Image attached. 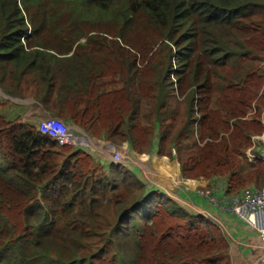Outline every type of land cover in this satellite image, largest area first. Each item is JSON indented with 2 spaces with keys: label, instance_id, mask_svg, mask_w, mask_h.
Listing matches in <instances>:
<instances>
[{
  "label": "trees",
  "instance_id": "trees-1",
  "mask_svg": "<svg viewBox=\"0 0 264 264\" xmlns=\"http://www.w3.org/2000/svg\"><path fill=\"white\" fill-rule=\"evenodd\" d=\"M26 82L48 113L140 157L159 136L158 167L176 160L194 187L225 178L239 194L264 181L253 150L264 136V0H0V87L16 96ZM58 147L0 115V264H78L77 223L102 235L90 220L119 187L94 179L80 151L59 166ZM122 178L133 199L127 209L115 196L120 254L102 264H231L215 225ZM62 214H73L68 237L53 234Z\"/></svg>",
  "mask_w": 264,
  "mask_h": 264
},
{
  "label": "crops",
  "instance_id": "crops-1",
  "mask_svg": "<svg viewBox=\"0 0 264 264\" xmlns=\"http://www.w3.org/2000/svg\"><path fill=\"white\" fill-rule=\"evenodd\" d=\"M33 101L34 103H30V105H35L43 113H39V116L36 117H33V114L36 113L32 115L25 113L23 117H28V121L25 120L24 123L34 125L38 131H43L56 141L64 140L68 143L66 145L88 155L105 171H109L115 166L126 170L129 178L137 179L142 183L146 195L159 193L188 214L201 216L208 223L215 225L228 243L231 264H264V243L253 228L235 216L220 212L195 191H186L188 183L183 179L176 160H174L172 168L161 169L158 167L159 136L155 138L149 154L140 157L135 154L129 143L117 144L96 139L73 123L52 118L37 101ZM51 119L53 121H50ZM47 123L54 125L55 133L47 132ZM255 149L256 151L261 150L260 147ZM256 151L254 150V152ZM212 186H215L218 194L227 193L225 178L213 180Z\"/></svg>",
  "mask_w": 264,
  "mask_h": 264
},
{
  "label": "rangeland",
  "instance_id": "rangeland-1",
  "mask_svg": "<svg viewBox=\"0 0 264 264\" xmlns=\"http://www.w3.org/2000/svg\"><path fill=\"white\" fill-rule=\"evenodd\" d=\"M13 90L15 91L14 95L16 96L7 95L4 92V90L0 87V104H2V106H0V115L5 116L7 120L12 121V122L22 117L20 121L24 122L25 120L28 119V117H25V116L23 117L25 113L27 114L31 113L30 115H32L33 113H36L37 115L33 114L34 115L33 117L39 116V113H43L42 111H39L35 107V105H30V103H34L33 100L37 101L35 98V89L31 83L26 82L22 84V87L20 89L17 87L16 90L15 89ZM27 106L29 107L26 109ZM23 108H25L26 110L24 109L25 110L24 111ZM50 116L52 118H59L52 114H50ZM59 119H62V118H59ZM50 121H53V120L51 119ZM46 127H47V132L55 133L53 129L54 125L47 123ZM57 141L59 143V147L56 149L57 154L55 156V160L58 163V165L61 166L65 160H69L71 162L76 160L77 157L75 156V152H77V150L74 149L73 147L69 149L68 151L63 150L62 147L66 146V144L68 143H66L64 140L63 141L57 140ZM254 144H255L254 145L255 151H256L255 149L256 147H260L261 149H263L264 148V136L254 137ZM96 165L98 167L95 166V168L93 167V165H91L93 167L91 170V174L94 176L93 178L97 180L106 181L105 184L117 185L119 189L115 193L111 191L110 188L105 190L102 196H107L108 203L103 201L102 204H100V206L97 207V210L99 212L98 214L101 215L99 219L92 217V219L90 220L92 223H95L96 225L98 224L105 225L103 226V230L101 233L102 235H100L101 237H97L96 235H94L93 232L85 233V232H88L89 229H87V227L85 226H81L82 222L78 221L80 222V223H77L80 226L79 232L80 233L83 232L84 235L81 237L82 240L79 246L75 249V252L72 253L71 255L76 256L74 257V260H76L80 264H102L101 261L115 260L119 256L120 254L119 243L116 240L120 239V237L116 239V237L113 236L114 235L113 230H112L113 228L109 227L112 224L116 225L120 222V220L118 219L119 213L117 214L118 208L114 206V202L116 201L115 196L122 194L124 195V197H126L125 201L127 203L125 205V208L127 207V209L129 208L131 201L133 199V196L130 195L131 194V192L129 191L130 187H128V189L125 187V185L128 183L129 180L126 179V181H124L123 183L121 182L123 180L122 177L124 175L128 176L126 170L115 166L109 169V171H105V169L101 168V166L99 167L98 164ZM113 169L116 170L114 171L116 172V174H114V172L112 174L110 173ZM118 171H121V173ZM263 187H264V181L258 184L250 185L246 188V190L261 189ZM50 188L52 189V186ZM53 189H58V186L53 187ZM134 192L135 193L137 192L138 195L136 196L138 197L140 195V188H135ZM63 198L65 201L69 200L65 198V195H63ZM76 207H77L76 211L80 210L78 205ZM72 216L73 214L72 215L62 214V216L57 215L55 218L53 234L55 235L58 232V234L62 233L63 237H68L69 235L68 233L71 228L69 227L68 223L72 220ZM86 226H89V225L86 224ZM49 246L51 247L53 245L51 244ZM101 248H102L101 250L102 252L100 251ZM53 257L55 258V256ZM75 258H78V260Z\"/></svg>",
  "mask_w": 264,
  "mask_h": 264
},
{
  "label": "built area",
  "instance_id": "built-area-1",
  "mask_svg": "<svg viewBox=\"0 0 264 264\" xmlns=\"http://www.w3.org/2000/svg\"><path fill=\"white\" fill-rule=\"evenodd\" d=\"M255 154V156L264 159V148L259 149ZM186 191H195L220 212L235 216L253 228L264 243V187L249 189L239 194H229L228 192L218 194L215 186L211 185L210 188L203 190L188 184Z\"/></svg>",
  "mask_w": 264,
  "mask_h": 264
},
{
  "label": "clouds",
  "instance_id": "clouds-1",
  "mask_svg": "<svg viewBox=\"0 0 264 264\" xmlns=\"http://www.w3.org/2000/svg\"><path fill=\"white\" fill-rule=\"evenodd\" d=\"M40 132V131H39Z\"/></svg>",
  "mask_w": 264,
  "mask_h": 264
}]
</instances>
